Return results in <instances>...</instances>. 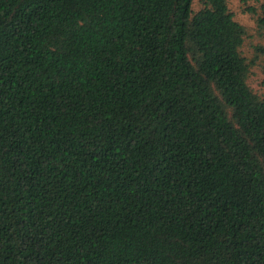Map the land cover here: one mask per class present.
I'll return each instance as SVG.
<instances>
[{
	"label": "trees",
	"instance_id": "16d2710c",
	"mask_svg": "<svg viewBox=\"0 0 264 264\" xmlns=\"http://www.w3.org/2000/svg\"><path fill=\"white\" fill-rule=\"evenodd\" d=\"M194 4L0 0V264H264L248 32Z\"/></svg>",
	"mask_w": 264,
	"mask_h": 264
},
{
	"label": "rangeland",
	"instance_id": "374dc122",
	"mask_svg": "<svg viewBox=\"0 0 264 264\" xmlns=\"http://www.w3.org/2000/svg\"><path fill=\"white\" fill-rule=\"evenodd\" d=\"M229 8L233 12L235 19L247 29L243 45V53L253 62L252 74L249 80L250 86L258 94L264 93V29L257 24V14L249 11V8L260 11V0H228ZM195 8H199V0H195Z\"/></svg>",
	"mask_w": 264,
	"mask_h": 264
}]
</instances>
